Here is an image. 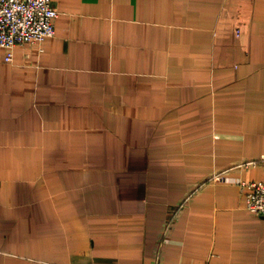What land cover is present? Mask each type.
Wrapping results in <instances>:
<instances>
[{"label": "crops", "instance_id": "1", "mask_svg": "<svg viewBox=\"0 0 264 264\" xmlns=\"http://www.w3.org/2000/svg\"><path fill=\"white\" fill-rule=\"evenodd\" d=\"M54 4L55 36L0 47V264H155L168 234L161 264H264L212 180L264 179V0Z\"/></svg>", "mask_w": 264, "mask_h": 264}, {"label": "built area", "instance_id": "2", "mask_svg": "<svg viewBox=\"0 0 264 264\" xmlns=\"http://www.w3.org/2000/svg\"><path fill=\"white\" fill-rule=\"evenodd\" d=\"M58 16L59 10L54 0H0V47L7 51L6 60L13 61L14 48L18 44L41 43L55 36L57 32L55 20ZM242 165H264V155L246 160ZM212 180L238 184L245 197L246 208L255 215H264V179L231 178L224 172H216ZM183 205L184 203L181 204ZM168 236L169 234L163 235V239L159 242L155 264H161L162 249L166 245Z\"/></svg>", "mask_w": 264, "mask_h": 264}, {"label": "water", "instance_id": "3", "mask_svg": "<svg viewBox=\"0 0 264 264\" xmlns=\"http://www.w3.org/2000/svg\"><path fill=\"white\" fill-rule=\"evenodd\" d=\"M261 216H264V215H261Z\"/></svg>", "mask_w": 264, "mask_h": 264}]
</instances>
